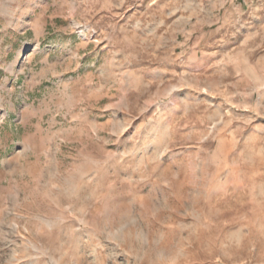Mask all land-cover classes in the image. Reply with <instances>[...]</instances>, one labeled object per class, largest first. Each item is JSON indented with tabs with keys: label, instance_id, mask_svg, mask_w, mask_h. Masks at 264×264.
<instances>
[{
	"label": "rangeland",
	"instance_id": "rangeland-1",
	"mask_svg": "<svg viewBox=\"0 0 264 264\" xmlns=\"http://www.w3.org/2000/svg\"><path fill=\"white\" fill-rule=\"evenodd\" d=\"M0 264H264V0H0Z\"/></svg>",
	"mask_w": 264,
	"mask_h": 264
}]
</instances>
